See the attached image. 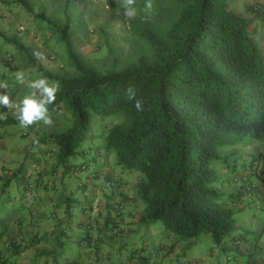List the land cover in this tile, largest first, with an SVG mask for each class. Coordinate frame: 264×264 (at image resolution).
Returning <instances> with one entry per match:
<instances>
[{
  "label": "trees",
  "instance_id": "trees-1",
  "mask_svg": "<svg viewBox=\"0 0 264 264\" xmlns=\"http://www.w3.org/2000/svg\"><path fill=\"white\" fill-rule=\"evenodd\" d=\"M17 1L31 11L29 0ZM115 1L136 42L147 47L128 61L89 64L75 50L79 18L65 8L64 23L52 22L75 73H41L60 85L49 113L58 115L68 104L74 119L48 137L58 147L49 152L67 168L81 154L84 139H105V153L115 150L123 171L139 172L145 221L162 220L178 241L206 232L218 244L237 229L229 206L237 200L232 195L225 200L215 185L219 171L227 169L233 174L228 180L250 193L258 188L235 173L245 156L227 151L249 140L264 142V58L248 30L250 22L230 8L229 0H134V17L124 14L123 0ZM44 15L37 14V21H50ZM163 20L169 23L162 25ZM129 87L143 100V111L128 99ZM95 116L104 121L97 133L91 132L99 122ZM263 148L250 160L255 174ZM219 159L222 166L216 169L212 163Z\"/></svg>",
  "mask_w": 264,
  "mask_h": 264
},
{
  "label": "crops",
  "instance_id": "crops-1",
  "mask_svg": "<svg viewBox=\"0 0 264 264\" xmlns=\"http://www.w3.org/2000/svg\"><path fill=\"white\" fill-rule=\"evenodd\" d=\"M229 6L249 20L264 58V0H229ZM90 140L67 168L49 149L32 151L25 160L0 155V264H264L262 218L243 216L244 223L217 247L206 232L178 241L158 221L144 220L136 172L123 171L103 143ZM259 161L256 174L244 161L235 172L257 181L258 194L228 180L233 174L227 169L219 171L225 200H237L229 205L234 211H241L246 194L264 196V156ZM82 164L86 169L73 168ZM78 172L86 181L76 178Z\"/></svg>",
  "mask_w": 264,
  "mask_h": 264
},
{
  "label": "rangeland",
  "instance_id": "rangeland-1",
  "mask_svg": "<svg viewBox=\"0 0 264 264\" xmlns=\"http://www.w3.org/2000/svg\"><path fill=\"white\" fill-rule=\"evenodd\" d=\"M29 1L33 3L32 12L27 11L24 5L17 0H0L1 34L28 48L27 51H21L16 42L5 43V39L0 34V84L8 85V88H0V92L9 94L10 99H13L10 106H0V136L4 140L2 143L0 142V155L15 156L22 160H25L26 156L29 157L32 151L38 152L42 148L48 150L55 146L58 150L54 139L48 137L66 130L72 125L74 119L73 109L68 104H64L63 111L58 115L49 113L52 121L50 124L38 121L23 127L16 118L18 105L25 95L33 91L29 87L30 81L43 77L41 73L44 71L61 76H70L75 73L69 63L65 44L53 30L52 22L64 23L65 8L74 18H79L82 30L73 37L75 50L89 64L104 67L111 62H120V60L125 62L131 58L133 53L147 49L143 43H137L134 39L129 22L119 13L118 8L120 7H116V9L113 7L117 4L115 0H70L68 4L66 0ZM41 13H45L44 16L50 21H37L36 15ZM168 23L167 20L162 21V25L166 26ZM19 74H23V83L18 82ZM95 118H98L99 122L97 125L95 124L91 132L97 133L104 128V121H100L102 119L98 116ZM106 122H110V119ZM90 139H84L82 146L91 144ZM94 140L106 144L105 139L94 138ZM35 141L40 142L34 145ZM25 143L28 146L23 148L22 144ZM261 147H264V142L249 140V143L242 142L227 151L231 152L230 150L237 149L245 156L246 161L244 160V162L249 163L253 156L261 150ZM4 148L10 152H4ZM111 153L116 157L115 150H112ZM241 161L243 159H240L238 163ZM212 164L213 167L219 169L222 166V160H214ZM138 175L139 172H136L133 180L137 181ZM76 176V178L80 177L86 181L84 173L78 172ZM245 180L253 185L257 183L246 175ZM12 182L16 184V180ZM215 185L220 187V181ZM245 192H248L247 188H245ZM252 193L258 194L259 190L251 191ZM251 194H246L239 205V207H243L241 211H235L236 224H243V216L248 218L253 214L257 215V219L264 220V196L262 199L255 200ZM257 203L260 207L256 208ZM244 205L246 206L244 207ZM158 224L163 229L166 228L162 220H159ZM201 242L204 246L208 244L205 240ZM211 244L217 247L215 242Z\"/></svg>",
  "mask_w": 264,
  "mask_h": 264
},
{
  "label": "clouds",
  "instance_id": "clouds-1",
  "mask_svg": "<svg viewBox=\"0 0 264 264\" xmlns=\"http://www.w3.org/2000/svg\"><path fill=\"white\" fill-rule=\"evenodd\" d=\"M151 7V4L148 5ZM124 14L127 17H134L136 9L134 7V0H123ZM18 82L23 83V74H19ZM29 87L33 90L30 94L25 95L17 107V120L20 125L27 127L34 122L42 121L44 124H50L51 117L49 115V105L53 104L56 100V93L59 90V83L50 82L47 77H40L30 81ZM0 88H8L7 84H0ZM128 99L135 101V108L137 111H143V100L136 99V91L129 87L127 89ZM13 99L10 95L0 92V106H10Z\"/></svg>",
  "mask_w": 264,
  "mask_h": 264
}]
</instances>
